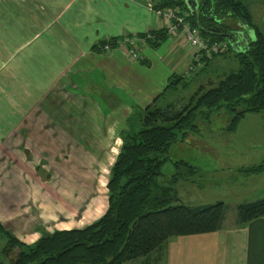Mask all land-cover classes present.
Returning <instances> with one entry per match:
<instances>
[{"label":"crops","instance_id":"crops-1","mask_svg":"<svg viewBox=\"0 0 264 264\" xmlns=\"http://www.w3.org/2000/svg\"><path fill=\"white\" fill-rule=\"evenodd\" d=\"M161 2L0 0V222L21 242H36L44 230L82 229L106 213L132 108L151 105L194 60L179 32L154 47L156 34L168 29L153 10ZM253 17L264 32V16ZM147 34L139 59L127 47L100 49ZM237 42L239 51L247 40ZM41 202L44 215L32 214L29 205ZM54 203L63 207L58 215ZM130 263L264 264V220L239 228L226 216L222 230L173 237Z\"/></svg>","mask_w":264,"mask_h":264},{"label":"trees","instance_id":"trees-1","mask_svg":"<svg viewBox=\"0 0 264 264\" xmlns=\"http://www.w3.org/2000/svg\"><path fill=\"white\" fill-rule=\"evenodd\" d=\"M196 1V14L189 9L188 0H162L158 5L188 12L191 26L210 44H229L225 52L206 60L193 78L203 74L211 61L229 53L234 54L238 68L175 102L169 96L187 91L192 80L173 75L151 105L145 109L133 107L119 134L122 146L107 184L106 213L82 229L44 230L32 244L21 242L0 222V235L5 239L1 252L9 264H127L159 252L173 237L222 230L228 211L224 202L178 204L176 185L182 178L174 175L168 185L160 178L171 148L200 132L198 118L211 120L214 112L225 110L231 115L226 130L235 132L247 114L264 113V32L255 23L246 0ZM167 32L164 29L156 34L155 48ZM241 32L255 38L236 51L234 44H238ZM181 164L197 172L194 166ZM263 170L264 165H259L241 168L240 172L259 174ZM256 220H264V198L237 207L236 227Z\"/></svg>","mask_w":264,"mask_h":264},{"label":"rangeland","instance_id":"rangeland-1","mask_svg":"<svg viewBox=\"0 0 264 264\" xmlns=\"http://www.w3.org/2000/svg\"><path fill=\"white\" fill-rule=\"evenodd\" d=\"M246 2L250 5L256 19L264 16V0H246ZM234 58V54L229 53L228 56H220L211 61V65L203 74L196 78H193V74L188 79L192 82L187 91H182L178 95L171 94L169 100L175 102L187 99L200 86L210 81L216 82L225 72L237 69L238 64ZM182 70H185V67H182ZM167 86L168 84L165 88ZM230 120L231 115L225 110L214 112L211 120L198 118L196 124L200 132L191 134L186 141L179 142L171 148L168 161L163 166V176L160 178V182L166 185L174 175L182 178L176 185L180 199L178 204L202 206L224 202L228 207V222L235 220L237 207L240 204L264 198V170L259 174L240 172L241 168L264 165V113L247 114L235 132L226 130ZM181 162L194 166L197 172L192 173L189 166ZM41 174L43 178L48 176L47 173L41 172ZM105 189L106 187H103L104 191ZM99 193L104 192L99 191ZM99 202L105 205L102 197L99 198ZM42 203L29 205L30 212L32 214L34 212V215H44ZM50 207L51 211L57 215L63 211L62 205L54 203ZM100 213L102 215L103 210ZM25 214L22 213V215ZM89 219H86V223ZM86 223L83 221L79 225ZM4 246L5 239L0 235V252ZM0 262L9 264L6 258Z\"/></svg>","mask_w":264,"mask_h":264},{"label":"built area","instance_id":"built-area-1","mask_svg":"<svg viewBox=\"0 0 264 264\" xmlns=\"http://www.w3.org/2000/svg\"><path fill=\"white\" fill-rule=\"evenodd\" d=\"M158 17H162L167 23V30L170 34L181 33L186 41L194 49V60L186 73L187 78L192 77L196 71H200L206 60L212 59L215 55L221 54L228 49L227 42L210 44L202 37L197 28H193L188 21L190 14L180 8L154 9ZM148 35V34H147ZM147 38L140 36H127L121 41H108L100 46L104 52L111 51L114 47H127L133 58L139 59V46L146 44Z\"/></svg>","mask_w":264,"mask_h":264},{"label":"water","instance_id":"water-1","mask_svg":"<svg viewBox=\"0 0 264 264\" xmlns=\"http://www.w3.org/2000/svg\"><path fill=\"white\" fill-rule=\"evenodd\" d=\"M189 9L192 11L193 14H196V7H197V1L196 0H188ZM243 37L247 40L248 44L250 42V39H254L255 35H251V37H248L244 32H241L239 37ZM234 46H238L237 44H234Z\"/></svg>","mask_w":264,"mask_h":264}]
</instances>
